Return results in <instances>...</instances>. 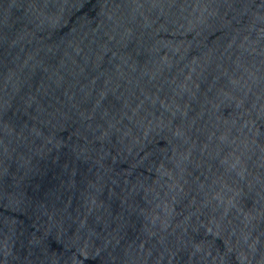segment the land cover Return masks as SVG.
<instances>
[{
    "label": "water",
    "instance_id": "water-1",
    "mask_svg": "<svg viewBox=\"0 0 264 264\" xmlns=\"http://www.w3.org/2000/svg\"><path fill=\"white\" fill-rule=\"evenodd\" d=\"M0 264H264V0H0Z\"/></svg>",
    "mask_w": 264,
    "mask_h": 264
}]
</instances>
